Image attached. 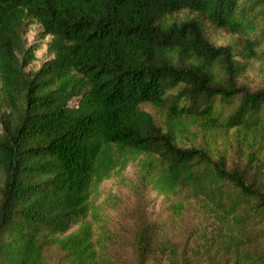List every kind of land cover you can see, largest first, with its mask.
<instances>
[{"label": "trees", "instance_id": "trees-1", "mask_svg": "<svg viewBox=\"0 0 264 264\" xmlns=\"http://www.w3.org/2000/svg\"><path fill=\"white\" fill-rule=\"evenodd\" d=\"M200 17L241 40L215 46ZM33 23L52 56L27 71ZM253 60L264 75V0H0V264H48L51 250L55 264H113L91 222L73 227L114 148L143 155L177 216L193 201L217 226L194 229L197 259L264 264V87L239 82ZM196 130L229 138L186 144ZM154 234L138 233L139 263L165 249L178 262Z\"/></svg>", "mask_w": 264, "mask_h": 264}, {"label": "rangeland", "instance_id": "rangeland-1", "mask_svg": "<svg viewBox=\"0 0 264 264\" xmlns=\"http://www.w3.org/2000/svg\"><path fill=\"white\" fill-rule=\"evenodd\" d=\"M196 16L197 13L183 11L176 14L175 18L186 20ZM200 18L204 22L208 39L215 46L237 44V41L241 40L240 35L218 28ZM26 40L28 45L37 47L36 58L27 67V71L38 70L42 63L52 56L49 51L51 36L43 35L41 26L33 23L28 29ZM261 64V60H253L246 74L239 78V82L251 89L264 87ZM145 108L159 116L154 107ZM196 131L198 139L188 138L185 140L186 144L202 146L215 140L222 145L229 138L222 132L209 136L206 131ZM142 159L143 155L121 152L116 148L109 150L100 159L98 170L90 185V211L73 229L85 222H91L97 247L105 248L106 255H110V262L113 264H180L181 257L187 255L193 264H232L231 256L224 253L209 259H197L194 256L197 244L196 236H193L194 229L204 225L209 227L208 230H214L217 226H210L212 221L203 216L199 206L193 201L187 202L184 213L177 216L172 207V200L160 194L145 174L141 166ZM230 159H233L231 164L234 159L238 160L237 151L234 153L232 150ZM262 186L264 189V182ZM145 225H152L155 229L154 236L161 246H173L178 251V262L169 250L165 249V252L159 250L157 258L153 257L154 252L151 257L139 263L137 235ZM254 239L258 252L264 255V224L254 228ZM215 251L213 250L212 254ZM59 258V253L51 250L48 254V264H55Z\"/></svg>", "mask_w": 264, "mask_h": 264}]
</instances>
